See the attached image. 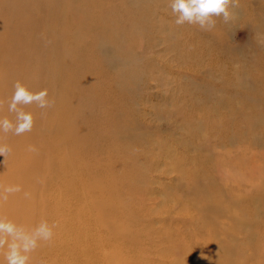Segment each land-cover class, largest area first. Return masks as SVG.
Here are the masks:
<instances>
[{
	"label": "rangeland",
	"instance_id": "1",
	"mask_svg": "<svg viewBox=\"0 0 264 264\" xmlns=\"http://www.w3.org/2000/svg\"><path fill=\"white\" fill-rule=\"evenodd\" d=\"M7 1L10 0H0V65L4 67L5 78H10L6 58L11 54L21 55L17 58L20 66L30 52L6 49L9 33L6 29L4 32V26L10 23L17 28L12 33L15 38L23 34L26 39L35 41V51L28 61L30 65L25 68L33 74L40 72L38 77H33L37 81L36 92L47 89L48 99L54 101L48 110H54L56 98L51 94L55 90L52 83L56 77L53 39L46 43L40 33L47 24L55 25L52 11L47 10L39 16L38 22L32 17L23 22L25 17L33 14L34 8L30 6L14 17L7 9ZM39 1L57 6V0ZM78 2L72 0L75 7H79ZM101 2L111 7L110 0ZM93 8H100V5L91 10ZM154 10L156 15L143 16L144 19L138 22L141 37H135L133 33L128 36L126 32L121 35L123 46L118 45L119 54L122 59L130 60L124 67L108 66L106 76L110 77L109 80L103 78L107 60L100 50L91 52L95 67L88 71L85 70L86 62L79 64L82 54L79 62L77 60V47L69 50L72 59L76 53L75 66L70 65L65 73L67 89H64L67 95H74L76 99L73 108L81 105L74 127L83 128L82 132L87 133L86 147L92 168L97 167V178L103 175L110 176L111 180L114 176L116 182L122 183L119 199L109 205L116 207L118 202L127 199L129 192L135 193L130 197L129 208L133 211L131 220L137 222V228L182 230L190 217L200 221L203 218L200 202L204 204L205 188L208 193H217L224 205L232 199L240 202L247 195H258L261 214L257 217L258 208L255 204L250 205L245 217L253 224L246 233L241 224L232 228L235 221L230 214L213 213L225 233L236 231L219 235L220 240L228 241L229 247L235 250L238 243L247 241L250 232L256 238L259 236L260 230L258 235L255 234L258 220L264 223V0H238V6L230 8L233 14L230 22L224 23L221 17H217L220 22L211 31L188 23L177 25L169 5L166 9ZM73 15L76 11H71L70 16ZM79 17L81 20L87 18L86 14ZM142 27L146 36L142 35ZM172 31L175 35L165 39L166 33ZM89 37L88 40L93 41L91 44H96L94 35ZM103 41V47L107 49L111 41L107 43L105 37ZM129 46L136 55L128 53ZM184 51H196L199 58L185 63L183 59L179 60ZM91 60L88 66H91ZM190 63L195 64L188 65ZM88 81L95 85L100 101L93 99V93L87 89ZM25 82L21 83L25 85ZM110 112H118L114 123L119 124V138L114 136L117 135L116 129L102 119ZM90 126L96 131L105 129L108 139L97 137ZM40 128L43 132L46 125ZM118 145L122 147L119 151L116 150ZM106 152L113 155L107 156ZM45 154L47 159L56 157V163L59 160L63 167L61 155L55 154L50 147L46 148ZM42 168L46 173L39 181L47 186L35 192V200L27 205L28 208L41 206L48 195L58 192L50 166L44 163ZM191 181L202 193L194 196L189 192L191 188L196 189L191 186ZM136 193L140 195L135 196ZM139 203L143 205L142 214L136 209ZM52 208L50 202L43 204L46 222L54 219ZM115 214L113 210L112 215ZM59 232H53L52 239L44 242V248L53 246ZM67 235L62 233L60 236L66 238ZM158 237L156 233L147 235L146 243L136 245L145 251L144 256L152 264H168L181 257L180 247ZM261 241L263 244L259 249L245 250L247 258L243 264H264V237ZM169 248L171 252L164 255L163 251ZM190 251L196 252V249L190 248ZM55 252L50 256H37L34 264H60ZM1 264H7V261Z\"/></svg>",
	"mask_w": 264,
	"mask_h": 264
},
{
	"label": "bare ground",
	"instance_id": "2",
	"mask_svg": "<svg viewBox=\"0 0 264 264\" xmlns=\"http://www.w3.org/2000/svg\"><path fill=\"white\" fill-rule=\"evenodd\" d=\"M78 3L79 7H75L72 0H57V6L54 7L39 0H10L6 2L8 11L14 17L23 13L30 6L34 8L33 14L25 17L23 22H26L30 17L38 22L39 16L44 15L47 10L52 11L51 17L55 22L53 27L47 24L42 30L40 29L42 41L48 43L50 39H53L56 77L52 83L55 84V90L51 94L56 98L54 110L40 109L34 103L22 106L24 111L33 116L32 131L19 136L12 133H0V144L11 148V154L7 158L0 156V217L17 226H22L27 232H31V229H36L42 222L46 221L47 215L42 212V208L44 203L50 202L55 215L54 219L48 220V226L54 234L56 231L68 234L66 238H63L60 236L62 233L59 232L57 238L55 237L53 246L48 245L46 248H44V242L47 241L39 240L40 243L37 244L35 250L28 254L27 264H34L37 256L41 258L52 255L54 250L60 264H152L150 259L144 256L143 252L145 251L137 246L146 243L147 235L151 236L154 233L159 235V239L182 249L181 257L168 264H243L242 261H246L247 258L245 255L247 248L256 247L259 249V245L262 246L264 223L258 220V225L255 228L257 230L255 234L258 230L261 231L259 232V236L262 235L260 239H258L259 236L256 238L254 233L250 232L247 241L238 243L236 249L233 250L229 247L228 241L224 242L219 239V235L225 233L224 227L216 223V217L213 216V213L218 211V213L230 214L235 221L232 228L241 224L246 233V229L253 224L245 217L250 205L255 204V207L258 208L257 217L261 214L258 195L250 197L246 193L247 196L242 201L232 199L228 205H224L219 201L217 193H208L207 188H205L204 204L202 205L200 202L203 218L200 221H195L190 217L182 230L163 228L157 231L152 229L147 231L145 228H137V222L131 220L133 211L129 208L132 201L130 197L135 193L129 192L127 199L118 202L116 207L109 205L111 202L116 203L119 199L118 196L120 197L122 193H120L122 183L116 182L114 176H111V180L110 176L104 177L102 175V178H97V167L92 168L93 163L88 154V147H86L87 133L82 132L83 128L74 127L76 115L80 112L78 110L81 105L79 104V108H73L72 104L76 99L74 95L69 96L65 93L67 81L64 76L70 65L75 66L76 53L78 54V62L82 54V60L79 64L86 62V71L93 69L95 61L91 60L90 54L98 49L107 60L103 69V78L109 80L110 77L106 76L108 66L117 64L124 67L126 62L130 60V58L128 60L122 59L121 53L119 54L118 45L123 46L121 35L126 32L128 36L133 33L135 37H139V20L143 16L148 18L151 14L156 15L157 12L154 9H166L169 0H110L109 5L111 7H107L101 0H79ZM98 4L100 8L91 10L93 6ZM40 5L42 8H39ZM71 11H76V15L70 16ZM84 14L87 18L81 20L79 16ZM215 19L217 21V18ZM153 20L155 22L156 18ZM5 29L9 33V41L6 40L5 43L8 51L12 48L30 51L29 54L27 53V60L22 62L20 66L17 58L21 55L11 54L6 58L7 64L5 65L6 67L10 66V78H5L4 67L0 65V102H3L0 105V118H8L14 121V114L8 111L7 103L13 93L14 82L17 80L26 81L24 86L30 91L36 92L38 86L33 77H38L40 72L33 74V71L25 68V66L30 65L28 61L31 59L30 54L35 51V41L32 38L26 39L23 34L15 38L12 33L17 28L10 23H5L4 32ZM90 34L96 38L94 45L91 44L93 41L88 40ZM142 35L146 36L143 27ZM174 35V31L166 33L165 39H171ZM103 37H105L106 42L111 41L107 49L103 47ZM74 47H77V51L72 59L70 57L72 51L69 50ZM128 53L132 56L136 55L130 46ZM198 58L199 55L196 51L193 53L184 51L179 60L183 59L185 63H188L196 61ZM89 60H91V66H88ZM64 82L65 84H63ZM87 83V89L93 93V99L100 101L101 97L96 96L95 85L89 81ZM73 112H75V116ZM117 113L110 112L108 116L102 118L103 121H108L112 129H116V132L119 124L114 123V118H117ZM41 125H46L43 132L40 130ZM90 130L100 139H108L105 129L96 131L90 126ZM80 132L82 134L79 136ZM114 136L119 138L118 132ZM121 139H123L122 136ZM115 142L117 141L115 140ZM30 145L34 146L36 150L29 151ZM47 147H50L55 154L61 155L63 167L59 160L56 163V157L47 159L45 154ZM121 148L118 145L116 150L119 151ZM166 151L169 152V150ZM105 154L107 156L113 155L108 152ZM66 155L68 158H65ZM44 163L50 166L51 172L54 174L58 192L52 194L53 196L48 195L42 201L41 206L28 208L27 205L35 200V192L39 188L47 186L40 184L39 181V178L43 177V173H46L42 168ZM99 181H102V184ZM190 184L196 188H191L190 193L194 196L202 193L192 181ZM17 185L20 187V191H5L6 188ZM237 194L234 192L235 196ZM239 194L242 193L239 192ZM137 195L140 193H136L135 196ZM186 207H184L185 211L188 212ZM136 209L142 214L143 205L139 203ZM113 210L115 215H112ZM240 213L241 216L239 217ZM235 232L228 230V233L225 234L230 235ZM190 248H195L196 252L190 251ZM171 250L169 248L163 251V254L168 255ZM6 251L7 245L0 248V264L6 260Z\"/></svg>",
	"mask_w": 264,
	"mask_h": 264
},
{
	"label": "clouds",
	"instance_id": "3",
	"mask_svg": "<svg viewBox=\"0 0 264 264\" xmlns=\"http://www.w3.org/2000/svg\"><path fill=\"white\" fill-rule=\"evenodd\" d=\"M236 6H238V0H169V7L176 17L177 25L185 23L198 25L204 31L215 28L217 17H221L224 23L230 22L233 15L230 8ZM2 103L0 102V105ZM7 103L8 111L14 114L15 120L0 118V133H12L17 136L31 132L33 128V116L24 111L22 106L34 103L40 109H48L54 105V101L48 99L47 89L32 92L19 80L14 82L13 93ZM28 150L36 149L30 145ZM10 154L11 148L0 144V156L7 158ZM20 190L18 185L5 189L6 192ZM52 236V229L46 221L33 231L27 232L22 226H17L0 217V248L7 245L5 253L7 264H27L28 254L35 250L37 241H50Z\"/></svg>",
	"mask_w": 264,
	"mask_h": 264
}]
</instances>
